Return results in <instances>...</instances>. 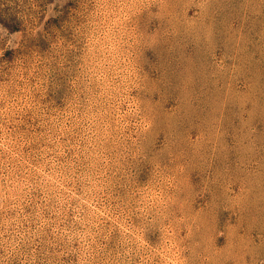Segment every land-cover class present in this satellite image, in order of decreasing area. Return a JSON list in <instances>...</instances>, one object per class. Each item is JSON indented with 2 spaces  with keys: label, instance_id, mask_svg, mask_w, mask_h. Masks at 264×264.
<instances>
[{
  "label": "rangeland",
  "instance_id": "obj_1",
  "mask_svg": "<svg viewBox=\"0 0 264 264\" xmlns=\"http://www.w3.org/2000/svg\"><path fill=\"white\" fill-rule=\"evenodd\" d=\"M0 264H264V0H0Z\"/></svg>",
  "mask_w": 264,
  "mask_h": 264
}]
</instances>
